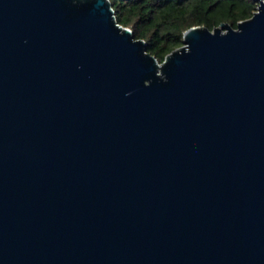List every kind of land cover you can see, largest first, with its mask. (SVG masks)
Wrapping results in <instances>:
<instances>
[{
    "label": "water",
    "instance_id": "95a60500",
    "mask_svg": "<svg viewBox=\"0 0 264 264\" xmlns=\"http://www.w3.org/2000/svg\"><path fill=\"white\" fill-rule=\"evenodd\" d=\"M158 61L109 0H0V264H264V0Z\"/></svg>",
    "mask_w": 264,
    "mask_h": 264
},
{
    "label": "trees",
    "instance_id": "16d2710c",
    "mask_svg": "<svg viewBox=\"0 0 264 264\" xmlns=\"http://www.w3.org/2000/svg\"><path fill=\"white\" fill-rule=\"evenodd\" d=\"M117 23L130 28L133 38L145 41V50L161 61L181 45L182 31L191 25L211 29L220 22L231 27L250 16L254 0H109Z\"/></svg>",
    "mask_w": 264,
    "mask_h": 264
},
{
    "label": "rangeland",
    "instance_id": "374dc122",
    "mask_svg": "<svg viewBox=\"0 0 264 264\" xmlns=\"http://www.w3.org/2000/svg\"><path fill=\"white\" fill-rule=\"evenodd\" d=\"M130 29V28H129Z\"/></svg>",
    "mask_w": 264,
    "mask_h": 264
}]
</instances>
